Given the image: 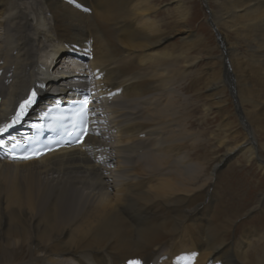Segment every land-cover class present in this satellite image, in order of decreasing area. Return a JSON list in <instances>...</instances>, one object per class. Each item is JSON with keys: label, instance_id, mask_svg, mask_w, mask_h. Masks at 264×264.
<instances>
[{"label": "bare ground", "instance_id": "bare-ground-1", "mask_svg": "<svg viewBox=\"0 0 264 264\" xmlns=\"http://www.w3.org/2000/svg\"><path fill=\"white\" fill-rule=\"evenodd\" d=\"M7 1V13H1ZM131 1L44 0V14L30 10L25 0H0V126L12 123L13 111L36 83L42 86L40 98L13 124L14 135L21 129L27 134L25 121H34L54 97L74 98V88L79 95L95 92L90 98L99 121L84 143L90 155L69 148L25 162L7 161L1 157L10 137H0V179L6 182L0 181V240L13 245L6 226L25 233L27 264H196L190 242L197 252L209 251V260L221 256L222 264H252L240 263L241 253L226 237L229 232L220 237L211 224L219 211L207 209L202 200L190 205L186 175L169 168L172 148L182 144L175 145L173 138L186 136L184 119L180 123L186 114L178 113L173 85L195 60L188 51L173 60L171 49L157 50L169 36L146 17L145 0ZM130 2L140 15H126ZM218 6L216 24L236 38L246 31L255 42L251 51L228 47L224 58L227 80L238 88L242 120L257 137L264 131V0H219ZM211 82L207 88L219 107L225 85L221 75ZM234 124L230 120L223 128ZM236 150L264 178V141H255L248 131L225 156ZM178 161L185 168L184 159ZM17 177H24L20 187ZM81 196L89 203L85 210L81 206L80 218L71 219L66 213ZM257 200L264 205V190ZM16 208L21 214H14L12 223L7 214ZM21 222H27V231ZM204 225L202 232L198 227ZM72 226L82 231L69 240ZM192 230L195 238H186ZM0 256L11 260L8 249Z\"/></svg>", "mask_w": 264, "mask_h": 264}, {"label": "rangeland", "instance_id": "rangeland-1", "mask_svg": "<svg viewBox=\"0 0 264 264\" xmlns=\"http://www.w3.org/2000/svg\"><path fill=\"white\" fill-rule=\"evenodd\" d=\"M133 1L131 2L134 5L136 1ZM25 2H28L27 4L32 11L37 10L40 13L44 11V0H25ZM131 2L125 7L126 15L139 14V10L135 12ZM145 2L148 4V10L144 14L148 15L146 16L148 20H153L159 29L169 36V39L157 50L171 49L175 55L173 60H179L178 55L182 50H184L183 52L188 51L189 57L195 60L192 67L187 68L189 72L185 78L181 81L177 80V83L173 85L172 96L174 100H177L178 113L180 115L184 111L186 114L184 117L180 116L181 121L184 119L186 132L183 135L186 136H182L184 138L181 137V139L179 137L173 138V141L176 142L175 145L180 140H182V144L180 141L179 146L172 148L169 168L176 174L186 175L183 182L188 188L185 193L191 194L190 205L202 200L205 201V205L209 204L207 209L219 211L218 215L211 216V224L221 231L220 237L229 232L226 237L236 246L237 252L241 253L239 256L240 263L248 260L252 264H264V205L261 206L257 200L259 194L264 190V178L255 165L246 164L245 156L238 153L237 150L230 156H225L227 149L238 143L242 144L246 135L248 136V131L254 136L255 141L257 139L264 141L262 129L259 130L256 137L253 130L247 126L246 121L244 123L242 120L239 97L238 99L235 97L238 88H235L232 81L231 83L228 82L225 73L227 60L225 61L224 54L226 55L228 47L233 46V48L243 52L251 51L254 49L255 42L248 40L250 33L247 34L246 31H240L239 38H236V34L230 29V32L226 31L215 23L214 14L217 15L220 12L219 0H145ZM8 7L9 1L5 3L1 13L6 14ZM45 13L46 11H44ZM257 38L260 39L261 36H257ZM199 40L201 41L200 45ZM186 48L187 50H185ZM84 59L87 63L86 60L88 59ZM220 64L221 73L219 72ZM86 66L91 67V65ZM180 67L178 66L177 69L179 70ZM220 75L226 93L224 92L223 97H221L223 103L218 107L217 99L213 97L207 87L212 83V76L219 77ZM217 79H215L216 82ZM229 87L232 89V94ZM206 107L209 110H206ZM230 120L235 121V124L230 129H224V124ZM178 122L175 121L174 124ZM163 134L162 137L165 138L168 133ZM181 158L184 159L186 169H182L179 164L180 161L178 160ZM221 158L224 160L215 168L216 170H212L217 160ZM225 161L226 164L223 167ZM185 170L186 173H184ZM21 178H16L19 187L24 177ZM1 179L0 181L4 183L5 181ZM154 184L155 182L152 185ZM205 189L204 199L203 192ZM112 191L111 194L114 193V190ZM84 192L86 193V191ZM80 198L81 200L87 199L85 196ZM81 200L75 201L76 204H73L67 211L66 215L69 218L78 219L83 214L79 210L82 207L85 210L88 205L85 202L88 200H84V202ZM17 209L21 208H16L14 213L9 211L10 216L7 214L11 222L14 214H21L20 210ZM82 212L84 211L82 210ZM211 213L212 211H209L206 215ZM79 225L83 227V225L87 226V223H80ZM21 226L27 231V222H21ZM207 227L204 225L198 228L204 232ZM6 228L8 229V238H11L13 245L4 244L0 240V254L8 249L11 260H4L0 256V264H27V235L25 233L22 235L18 233L19 231L13 233L9 231L8 226ZM81 231L82 228L75 226L69 228V240H74ZM189 236L194 239L195 230L190 231L186 238ZM191 245L190 242L188 251L197 253L196 264H222L221 256L214 261L209 260V251L197 252L196 247ZM184 254L186 253L184 252ZM35 263L38 264L39 262Z\"/></svg>", "mask_w": 264, "mask_h": 264}, {"label": "snow or ice", "instance_id": "snow-or-ice-1", "mask_svg": "<svg viewBox=\"0 0 264 264\" xmlns=\"http://www.w3.org/2000/svg\"><path fill=\"white\" fill-rule=\"evenodd\" d=\"M36 93L32 92L31 96L25 98L20 104H19V109L17 111V114L15 115V117L12 120L11 124H7L4 127H0V134L5 133L8 131L9 128H11L13 126V124L17 123L24 115V113L27 111V109L31 106V104L33 103V98L35 97ZM88 103V99L85 98V100L81 103V107L79 109V116H80V120L82 124H86V117H87V113H88V109L85 107V105H87ZM83 135H88L87 133V129L86 127L83 129ZM78 142H82V141H78ZM0 147H3V143L0 142ZM40 155L39 152H37L36 150H27L25 149V152L23 155H20L18 157H13L14 159H34V158H38V156ZM128 264H141L140 260H129Z\"/></svg>", "mask_w": 264, "mask_h": 264}]
</instances>
